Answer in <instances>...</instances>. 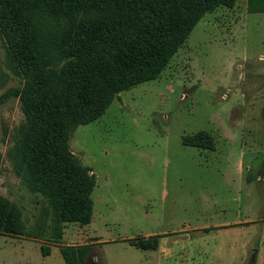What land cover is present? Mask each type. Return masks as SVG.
<instances>
[{
  "label": "rangeland",
  "instance_id": "rangeland-1",
  "mask_svg": "<svg viewBox=\"0 0 264 264\" xmlns=\"http://www.w3.org/2000/svg\"><path fill=\"white\" fill-rule=\"evenodd\" d=\"M246 4L205 12L156 78L115 92L99 117L73 129L68 151L94 172L93 229L66 222L58 242L47 240L48 201L8 155L24 113L17 97L0 103V196L21 210L25 230L0 234V264H65L62 246L84 254L82 264H231L246 240L239 264H264L255 237L264 231V12ZM10 41L0 29V94L27 77ZM47 56V76L68 63ZM198 131L212 149L182 143ZM237 219L245 227L225 238L191 228ZM153 233L166 234L155 250L127 241ZM41 244L52 246L49 255Z\"/></svg>",
  "mask_w": 264,
  "mask_h": 264
},
{
  "label": "trees",
  "instance_id": "trees-1",
  "mask_svg": "<svg viewBox=\"0 0 264 264\" xmlns=\"http://www.w3.org/2000/svg\"><path fill=\"white\" fill-rule=\"evenodd\" d=\"M234 2L0 0V29L10 37L11 52L27 76L23 85L0 94V103L17 97L25 116L8 155L26 187L48 201L47 240L58 242L66 222L91 219L94 174L68 151L73 129L99 117L115 92L156 78L205 12ZM246 5L249 12H264V0ZM49 53L68 58L50 77L42 73ZM52 79H60L56 90L49 87ZM182 143L203 149L214 145L205 131L183 136ZM24 231L21 210L0 196V234L17 237ZM158 237L127 241L155 249ZM40 250L49 254L47 244ZM59 250L65 264H82L84 254L64 246Z\"/></svg>",
  "mask_w": 264,
  "mask_h": 264
},
{
  "label": "crops",
  "instance_id": "crops-1",
  "mask_svg": "<svg viewBox=\"0 0 264 264\" xmlns=\"http://www.w3.org/2000/svg\"><path fill=\"white\" fill-rule=\"evenodd\" d=\"M90 173H94L92 170L90 171ZM93 201V200H92ZM92 213H93V205H92ZM233 223V224H235V225H233V226H225V225H228L229 223ZM263 224V229H264V222H262ZM251 224H253V226L254 227H256L255 225V223H251ZM84 225H86L88 228H92L93 229V227H94V224H93V214H91V219H90V221H89V223H87V224H84ZM245 227L243 224H242V221H240L239 219H237V220H233V221H228V222H221V223H218L217 225H208L207 223H204V224H201V225H198V226H196V227H191V228H194V229H204V231L205 232H208V231H210L211 229H213V228H216V229H214L215 231H218V232H221V236H223L224 238L225 237H227L228 235L227 234H230V233H232V232H229L230 231V229H232L233 230V232H239V229H240V227ZM190 229V228H189ZM184 230H186V229H184ZM168 232H170V231H168ZM168 232H165V233H168ZM173 232H179V231H173ZM255 233V232H254ZM202 234H204V233H202ZM150 235H159V237H158V243H159V239H160V237H162V236H166V234H164V233H153V234H149V235H145V236H150ZM258 235V236H257ZM255 237H257V238H259V240H260V242H262L263 240H264V231L263 230H261V232L259 233V234H257V233H255ZM186 238H190L189 236H187ZM29 244H31L32 242H28ZM247 244V240L246 241H243V243L241 244V246L239 247V251H238V253H237V255H236V257L234 258V260H233V263H231V264H239L241 261V256H242V254H241V248H245V245ZM26 245V244H25ZM34 245H36V243L34 244ZM157 247H158V245H157ZM51 248H52V246H50V248H49V254H50V252H51ZM156 249V248H155ZM155 249H143V250H155ZM40 252H41V250H40ZM49 254H47V255H49ZM47 255H45V256H47ZM60 255H61V253H60ZM62 257V256H61ZM63 259V258H62ZM64 260V259H63ZM263 260V259H262ZM261 260V261H262ZM64 263H65V261H64Z\"/></svg>",
  "mask_w": 264,
  "mask_h": 264
}]
</instances>
